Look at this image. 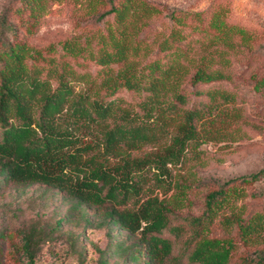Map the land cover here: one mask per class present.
I'll return each mask as SVG.
<instances>
[{"label":"trees","instance_id":"1","mask_svg":"<svg viewBox=\"0 0 264 264\" xmlns=\"http://www.w3.org/2000/svg\"><path fill=\"white\" fill-rule=\"evenodd\" d=\"M20 1L16 9L34 15L45 0ZM108 3L96 16L111 13L101 30L59 43L61 54L81 56L98 65L104 75L98 81L103 93L98 95L92 90L93 79L74 89L71 81H86L87 72H76L67 60L56 61L24 40L7 38L16 26L5 12L0 14V177L18 184L41 182L64 191L75 205L103 207L109 228L117 226L137 235L132 251L121 243L116 249L132 259H138L142 250L146 262L156 264L172 248L161 232L167 229L179 235L185 229L171 223L172 206L157 194L138 202L142 171L153 168L154 179H162L167 163L180 161L205 138H222L226 132L221 126H232L242 117L232 90L197 87L230 78V60L223 52L233 46L231 33L242 31L212 10L207 21L214 31L210 39L221 41L225 49L215 51L205 44L195 56L196 47L188 44L191 38L183 29L188 13L170 12V28L155 41L151 54L154 39L146 41L139 31L159 7L145 0ZM45 50L54 49L48 45ZM119 87L142 94L137 110L109 98ZM192 94L204 95V105H187ZM155 143V150L132 152ZM263 175L264 166L207 190L201 211L187 220L190 232L182 244L189 262L228 264L234 241L226 234H210L213 224L226 232L234 228L243 244L264 241V203L246 213L243 202L236 203L252 195L243 185ZM177 196L175 200L181 201ZM129 200L133 204L128 205ZM23 244L27 262L32 264V235L26 234ZM263 259L261 255L243 257L239 263L264 264Z\"/></svg>","mask_w":264,"mask_h":264},{"label":"rangeland","instance_id":"2","mask_svg":"<svg viewBox=\"0 0 264 264\" xmlns=\"http://www.w3.org/2000/svg\"><path fill=\"white\" fill-rule=\"evenodd\" d=\"M115 1V0H114ZM159 7V12L145 19L140 35L146 41H155L167 34L172 14L188 13L184 30L189 32L188 44L195 56L208 49L221 51V41L210 39L214 31L208 27L210 12L217 9L218 16L230 25L240 28L242 33L230 35L232 47L226 49L230 60L228 80H217L197 85L198 88H221L233 91V103L241 107L242 117L234 127L223 125L222 138H205L196 149L185 153L176 163H167L162 179L155 180L153 168L142 173L138 202L148 195H155L172 206L171 223L180 224L184 230L177 235L167 229L161 234L172 242L171 252L156 264H195L187 259L182 240L190 232L187 220L202 209L203 195L215 189L227 178L254 171L264 166V0H145ZM21 7L20 0H0V14L5 12L8 20L16 27L7 38L24 40L26 44L39 48L42 54L53 56L56 61L67 60L76 72H87L83 79L71 81L79 89L93 79L92 90L96 95L103 93L98 86L103 72L93 61L81 56L61 54L59 43L62 39L101 30L105 20H111V13L99 19L100 12L109 7L108 0H45L34 15ZM197 12L196 15H191ZM20 17V18H19ZM24 21V22H22ZM188 38V37H187ZM48 45L53 51H46ZM45 66L47 65L44 64ZM142 94L119 87L109 96L117 103L137 110V101ZM204 95H190L189 102L203 106ZM200 102V103H198ZM225 118L223 122H226ZM217 122V121H216ZM218 123V122H217ZM232 128V129H230ZM145 144L132 152L142 154L155 150L158 145ZM177 184H181L182 188ZM248 194L243 202V213L258 209L264 203V175L255 182L243 185ZM181 201L175 200L179 198ZM133 204L129 200L128 205ZM233 210V209H232ZM103 207L80 204L64 191L41 182L18 184L0 177V264H29L24 249V236L32 235V264H148L147 255L140 251L138 259L125 256L116 249L119 243L132 251L136 233H130L117 226L110 228L102 216ZM210 234H226L234 241L228 264H240L243 257L264 258V241L257 244H243L234 235V228L222 231L213 224ZM105 260L104 263H101ZM264 261V259H263Z\"/></svg>","mask_w":264,"mask_h":264}]
</instances>
